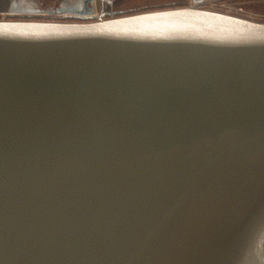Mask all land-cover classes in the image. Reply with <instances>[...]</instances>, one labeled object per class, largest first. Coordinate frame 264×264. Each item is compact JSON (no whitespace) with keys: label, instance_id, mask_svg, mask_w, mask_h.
<instances>
[{"label":"water","instance_id":"obj_1","mask_svg":"<svg viewBox=\"0 0 264 264\" xmlns=\"http://www.w3.org/2000/svg\"><path fill=\"white\" fill-rule=\"evenodd\" d=\"M219 167L243 177L226 234H137L166 189ZM262 207L264 23L0 20V264H264Z\"/></svg>","mask_w":264,"mask_h":264},{"label":"snow or ice","instance_id":"obj_2","mask_svg":"<svg viewBox=\"0 0 264 264\" xmlns=\"http://www.w3.org/2000/svg\"><path fill=\"white\" fill-rule=\"evenodd\" d=\"M242 180L238 173L220 167L191 171L154 202L137 234L148 233L147 243L152 247L175 246L193 238L211 241L226 234L235 222V201L243 189Z\"/></svg>","mask_w":264,"mask_h":264},{"label":"flooded vegetation","instance_id":"obj_3","mask_svg":"<svg viewBox=\"0 0 264 264\" xmlns=\"http://www.w3.org/2000/svg\"><path fill=\"white\" fill-rule=\"evenodd\" d=\"M24 0H0V17L18 19H87L121 16L125 10L119 7L123 0H77L70 5H42V1L62 2L63 0H31L34 4L21 3ZM65 1V0H64ZM36 2L38 4H36Z\"/></svg>","mask_w":264,"mask_h":264},{"label":"rangeland","instance_id":"obj_4","mask_svg":"<svg viewBox=\"0 0 264 264\" xmlns=\"http://www.w3.org/2000/svg\"><path fill=\"white\" fill-rule=\"evenodd\" d=\"M77 0H63L62 2H47L42 1L40 4L42 5H70L75 3ZM202 1V0H199ZM195 0H123L122 3L119 4V7L125 10L124 14L121 16H108L104 17L105 19H111L116 17L130 16L140 13L147 12H155L162 11L168 9H176V8H184L190 6L192 3H195ZM209 2V1H208ZM21 3L23 4H34L31 0H24ZM36 4H38L36 2ZM227 6H233L237 9L242 8L238 14L241 17L255 21L264 23V0H211L208 4V8L215 11H225ZM0 20H30V21H51L53 19H18V18H4L0 17ZM97 18H87V19H72V18H64L57 19V21L61 22H70V23H87L91 21H95Z\"/></svg>","mask_w":264,"mask_h":264},{"label":"built area","instance_id":"obj_5","mask_svg":"<svg viewBox=\"0 0 264 264\" xmlns=\"http://www.w3.org/2000/svg\"><path fill=\"white\" fill-rule=\"evenodd\" d=\"M208 1L210 2L211 0L197 1L195 3H192L190 6L184 7V8H196V9L215 11V10H211V9L208 8V4H209ZM241 10H242V8L237 9L236 7H233V6H227L225 11H215V12H219V13H223V14H227V15L243 18L240 15H238V14L242 15V13H239V11H241ZM93 17L97 18V20L91 21V22H97V21L105 20V19H103L101 17H97L96 15L91 16L90 18H93ZM243 19H245V18H243ZM52 22H61V21H52Z\"/></svg>","mask_w":264,"mask_h":264},{"label":"bare ground","instance_id":"obj_6","mask_svg":"<svg viewBox=\"0 0 264 264\" xmlns=\"http://www.w3.org/2000/svg\"><path fill=\"white\" fill-rule=\"evenodd\" d=\"M103 19H105V18H103ZM106 20V19H105Z\"/></svg>","mask_w":264,"mask_h":264}]
</instances>
